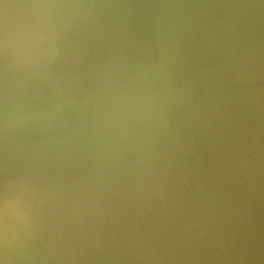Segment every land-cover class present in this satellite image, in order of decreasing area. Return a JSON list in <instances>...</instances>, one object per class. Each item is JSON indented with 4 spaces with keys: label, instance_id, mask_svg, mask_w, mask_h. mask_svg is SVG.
I'll return each mask as SVG.
<instances>
[{
    "label": "clouds",
    "instance_id": "1",
    "mask_svg": "<svg viewBox=\"0 0 264 264\" xmlns=\"http://www.w3.org/2000/svg\"><path fill=\"white\" fill-rule=\"evenodd\" d=\"M0 264H264V0H0Z\"/></svg>",
    "mask_w": 264,
    "mask_h": 264
}]
</instances>
